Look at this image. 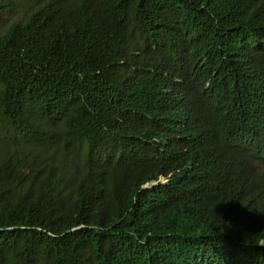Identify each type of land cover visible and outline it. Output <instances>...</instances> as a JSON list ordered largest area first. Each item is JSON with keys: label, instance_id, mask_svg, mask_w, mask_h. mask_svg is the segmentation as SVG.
I'll return each instance as SVG.
<instances>
[{"label": "trees", "instance_id": "obj_1", "mask_svg": "<svg viewBox=\"0 0 264 264\" xmlns=\"http://www.w3.org/2000/svg\"><path fill=\"white\" fill-rule=\"evenodd\" d=\"M19 3L0 264H264V0Z\"/></svg>", "mask_w": 264, "mask_h": 264}, {"label": "clouds", "instance_id": "obj_2", "mask_svg": "<svg viewBox=\"0 0 264 264\" xmlns=\"http://www.w3.org/2000/svg\"><path fill=\"white\" fill-rule=\"evenodd\" d=\"M172 177H173V172H170V173L166 174L165 176L162 175L158 180H153L151 182H147V184L145 186L146 187H152L153 185H156L158 183H166L169 180H171ZM84 256L89 258V261L85 264H95L96 263V258L91 253L80 252V253L75 254L68 264H84L83 263V257Z\"/></svg>", "mask_w": 264, "mask_h": 264}, {"label": "rangeland", "instance_id": "obj_3", "mask_svg": "<svg viewBox=\"0 0 264 264\" xmlns=\"http://www.w3.org/2000/svg\"><path fill=\"white\" fill-rule=\"evenodd\" d=\"M43 1V0H42ZM29 8V4L27 3H19L13 10L8 11L6 15L3 16V22L0 24V27L4 29L9 23H11L13 20H15L18 16V12L26 11ZM30 154L28 155V157ZM89 261V258L84 256L83 257V263H87Z\"/></svg>", "mask_w": 264, "mask_h": 264}]
</instances>
